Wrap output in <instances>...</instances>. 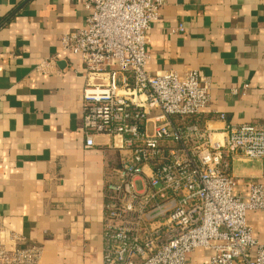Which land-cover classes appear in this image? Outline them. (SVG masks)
I'll use <instances>...</instances> for the list:
<instances>
[{
  "label": "crops",
  "instance_id": "1",
  "mask_svg": "<svg viewBox=\"0 0 264 264\" xmlns=\"http://www.w3.org/2000/svg\"><path fill=\"white\" fill-rule=\"evenodd\" d=\"M87 14L78 0H0V225L24 240L9 248L42 244L40 264H104V188L119 155L104 135L86 146L84 68L62 46ZM149 49L152 73L198 70L210 94L202 126L264 127V0H167ZM224 165L238 195L264 182V157ZM247 219L264 243V212ZM207 260L200 248L188 264Z\"/></svg>",
  "mask_w": 264,
  "mask_h": 264
},
{
  "label": "built area",
  "instance_id": "2",
  "mask_svg": "<svg viewBox=\"0 0 264 264\" xmlns=\"http://www.w3.org/2000/svg\"><path fill=\"white\" fill-rule=\"evenodd\" d=\"M78 1L85 24L62 46L84 68L85 144L104 135L119 155L104 188L103 263L188 264L203 248L206 264H264V243L247 219L264 212V182L238 195L224 165L229 155L263 158L264 127L214 132L195 120L210 102L198 70L148 69L150 31L167 0ZM7 242L24 240L0 225V264H40L42 244Z\"/></svg>",
  "mask_w": 264,
  "mask_h": 264
}]
</instances>
